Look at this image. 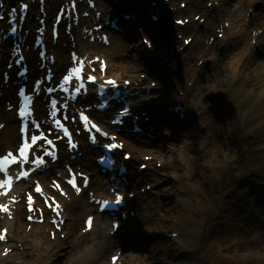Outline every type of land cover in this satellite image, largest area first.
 <instances>
[{
	"label": "rangeland",
	"instance_id": "1",
	"mask_svg": "<svg viewBox=\"0 0 264 264\" xmlns=\"http://www.w3.org/2000/svg\"><path fill=\"white\" fill-rule=\"evenodd\" d=\"M164 1L173 20L189 21L183 27H172L174 34L181 36L174 45L180 56L182 81L168 50L166 57L159 58L161 67L149 64L147 52L156 54L163 44L158 27L148 15L147 26L133 23L128 33L132 41L113 36L110 46H119L121 40L122 71L137 65L138 72H143L140 79L146 84L151 81L148 88L156 96H166V104L182 108L183 124L193 128L187 148L194 169L188 177L178 152L168 153L170 159L165 164L154 160L147 165L149 156L135 162V166H146L141 172L145 179H137L135 184L147 208L136 210V217L129 222L131 230L123 234L133 249H112L104 253L105 261L121 252L120 264H264V15L261 13L263 19L256 27L261 31L259 42L253 43L254 31L245 28L248 15L258 14L264 2L257 0L246 12L239 0ZM144 5L148 7L149 1ZM195 16L199 19L193 20ZM141 38L151 42L150 49H144ZM185 39L191 41L184 44ZM188 108L196 113L198 126L186 115ZM162 109L172 117L166 107ZM211 122L215 127L205 128L204 124ZM129 135L137 142L149 141L156 150H164L162 140L172 135L175 149L184 147V138L171 132L164 134V129L158 135L161 142L153 141L154 133ZM254 147H258V153L250 152ZM82 219L75 233L82 230ZM30 228L24 226L26 233ZM95 231L85 237L95 236ZM102 232L108 234L107 228ZM172 233L177 237L172 238ZM60 234L50 240L49 249L34 250L17 244L18 252L9 259L2 256L6 247L0 244V264H72V238Z\"/></svg>",
	"mask_w": 264,
	"mask_h": 264
},
{
	"label": "bare ground",
	"instance_id": "2",
	"mask_svg": "<svg viewBox=\"0 0 264 264\" xmlns=\"http://www.w3.org/2000/svg\"><path fill=\"white\" fill-rule=\"evenodd\" d=\"M17 1V0H16ZM25 2H28L29 8L31 11V15L36 16L38 15V9H37V2L36 1H29V0H22ZM64 1L61 2L57 0H45L44 4V12L46 13V17H50L52 9L55 6L61 5ZM145 1H153V0H124L123 2H118L116 5L112 6L111 8L115 9L113 10V14L115 15L117 11L124 12L125 8H121L120 5H126V11L127 9L132 12V20L131 21H124L123 22V28L124 32L129 33L132 31L130 29L135 26L133 23H145L143 26H147L146 16L147 15H153L154 13H157L156 6L155 7H146L144 5ZM238 1V0H237ZM257 0H239V4L242 8H246V12L248 9L252 8L254 3ZM264 2V0H261ZM3 7L6 8L8 5V1H4ZM96 11H102L104 13V17L107 14V12L110 11V7L108 11L104 8H102V4L100 0H97L96 2ZM123 7V6H122ZM123 9V10H122ZM260 12L254 13L251 12L248 15V18L246 19V27L247 31L250 28L251 31H255V36L253 37L254 40L257 42L260 41V36L258 34V31L256 27L258 26V23L263 18L260 16L261 13L264 15V6L260 8ZM118 12V13H120ZM177 12V11H176ZM103 17V19H104ZM101 18V17H100ZM35 23V21H26V27H30ZM86 23V21H83V24ZM153 23V22H151ZM49 24V22H48ZM158 23H153V25H157ZM152 25V26H153ZM154 27V26H153ZM243 35H245L246 31H241ZM74 38L71 42L68 37H62L60 44H56L54 46H48L47 49L49 53H51L54 56V64L52 66L53 73L55 75H58V73L61 71V69L64 67V65L67 64L68 61V51L72 49V44L75 46L74 50L79 53L80 55H100L104 57L107 61V73L109 77H113L115 79H129L131 81V86H134L135 83H137V80L139 78V74H143L142 71L138 72L139 67L137 65H132L130 67H126L122 71V52L123 47L120 46V44H124L121 42H118V45L112 44V46L108 47L107 49L105 47H102L101 45H98L97 43H89L87 40L82 39V35L77 34L75 29H73ZM28 36L25 38V42L27 41ZM252 39V38H251ZM245 42V38L243 39ZM255 41V42H256ZM161 44H163L161 42ZM9 49V41L4 42L1 44L2 50L0 51V69L3 66L2 62L4 60V50L5 48ZM162 48H159V52L156 54H150L147 52V58L150 60L149 64L153 67L157 68L154 65H157L158 67H161L163 63L159 62V58L162 56H167V49L163 45H161ZM242 52V50H241ZM25 55V62L29 66V73H32L34 71V62L36 61V52L33 58V55L31 52L24 53ZM160 56V57H159ZM158 61V63L156 62ZM158 69V68H157ZM151 81H149L147 84L145 81H141L138 83V89H141L142 92H144L146 89H148V86ZM0 94L2 95L0 97V118L1 122L5 123L4 128L0 131V154L11 147H14L18 143V136L16 134L17 127L13 123L14 115L12 112H6L4 107H1V103H4L5 101H13V94L11 93L12 87L9 83H7V87L2 84L0 79ZM157 97V98H156ZM167 97H161L156 96V92L151 93L149 95H141L138 102L142 103L141 111H147L149 114L150 120L152 121V124H149L150 127H152V130L154 132H159L160 130L164 129L165 133H174L178 134L176 136H181L184 138L183 140V146L182 148L176 147L175 149V140L174 137L167 138L160 141V137H157L156 135L153 136V141L161 142L163 143L164 150H156L153 149L149 141H141L137 142L135 139H133L132 135L125 134L123 132L116 133L115 128H111V133L114 135H117L118 139L123 142V150L129 151L131 154L130 159L128 160L127 164L128 167L133 170L137 169L135 166V162L141 160L144 156H149L150 160L147 163V165H150L152 161H157L159 163H166V160L170 159V156L168 153H174L178 152L180 155V160L183 162V165L185 167L184 172L189 177L192 174V170L194 169V159L193 157L188 153L189 142L188 139H190L193 135V128H189L185 126L183 123L184 121L177 120L173 117H175V113L171 112L169 113L172 117L167 116V114L164 112L162 107H169L168 104H166ZM39 104V100L35 101V108ZM196 107H200L199 104L196 105ZM189 109V108H188ZM168 111V110H167ZM173 118V119H172ZM96 120L100 123L106 122V113H102L98 116H96ZM215 125L211 122L209 124H204L205 128L206 126ZM192 130V132H191ZM213 131L214 129H210L209 131ZM180 133V134H179ZM149 134V133H148ZM147 137H149L147 135ZM190 141V140H189ZM177 144V143H176ZM180 144V143H179ZM258 147H254L253 149H250L251 153H258L257 151ZM80 150H84V153L81 154L80 157H77L76 160L73 162L76 164V166H80L81 170L86 171L88 173H91V179L88 186V191H91L94 193L95 197H98L100 195L102 196H109L107 193L106 188V180H102L101 175L97 173V169L94 166V164H91L92 161H90V158L94 153L98 154L97 150H88L87 144L82 143L80 145ZM79 150V151H80ZM176 150V151H175ZM171 161V160H170ZM165 162V163H164ZM161 164V165H163ZM171 170H174L171 169ZM170 170V171H171ZM48 173L38 175L34 178L43 179L46 176H48ZM129 181H133L130 185V188L132 190H135V181L137 179L144 180L145 177L141 174V172L137 173L135 171V176L129 175ZM152 176H150L151 178ZM175 178H179V176H174ZM154 179V176H153ZM184 182V181H183ZM136 186V185H135ZM23 187V184L20 186L15 187L14 192L18 193L19 189ZM86 194V192H84ZM135 199H129V201H126L128 209L131 211L139 209H146L147 203H145V200L139 197V195L136 194ZM63 208H64V214L63 216L66 219V224H63L62 230L60 233H63L67 238H72V251H74V260L72 264H109V262L105 261V254L106 252L117 248L125 250L126 252L128 250H132L134 245L132 243H128L126 241V236L118 235L116 238L110 237L108 234H103L102 231L107 228V233L110 231L109 221L108 218L105 215H97L95 214V220L93 221V228H96V231L94 232L95 236L86 238L85 235L81 234V231L79 233L76 232V225L78 224V221L80 217L82 216L83 219L87 215H91L92 212H95V208L92 204H89L88 198H85V200H82V198H74L72 197L69 202L62 201ZM21 212V206L17 205L16 209L14 210V216L13 220L9 221L7 219H1L0 220V228H7V238H8V248L12 249L11 253L7 255V258H12L15 253L18 252L16 246L17 244L22 243L25 247H29L30 249L39 250L40 248L49 249L52 245L51 236L48 234H45V230L53 231V236L57 235L58 232H55L54 229L46 223H43L42 226L38 225H32L30 230L26 233L24 230L25 222L23 221V218L20 214ZM83 219L81 221V225L83 229ZM130 220L132 218H129ZM143 220V218H142ZM149 222V221H148ZM132 227V226H131ZM130 227V228H131ZM120 228V226H119ZM129 228V230H131ZM91 230V231H92ZM201 235V234H200ZM199 235V236H200ZM104 254V255H103ZM114 255V254H113ZM112 256V255H111Z\"/></svg>",
	"mask_w": 264,
	"mask_h": 264
},
{
	"label": "snow or ice",
	"instance_id": "3",
	"mask_svg": "<svg viewBox=\"0 0 264 264\" xmlns=\"http://www.w3.org/2000/svg\"><path fill=\"white\" fill-rule=\"evenodd\" d=\"M27 7H28L27 4H23V5H22V9H21V18H23V11L26 10ZM12 12H16V9H12ZM0 18H2V17H0ZM15 30H16L15 28L12 29L13 32H14ZM74 71H75V70H74ZM69 79H70V77H65V83H67ZM88 79L91 80V81H95V77H93V76H89ZM106 83L115 86V83H116V82H115V81H112V80H109V81H106ZM125 83H127V81H126ZM81 87H83V85H81ZM50 91H51V90H50ZM77 91H79V89H77ZM20 95H21V96H24L23 91L20 92ZM30 102H31V98L25 96V105H24V108H23V109L21 110V112H20V115H21L22 117H27V116L30 114L29 111H28V105L30 104ZM56 103H57V102H56L55 100L52 101V107H53V109L56 108ZM51 115L55 116V115H56V112L53 111V112L51 113ZM81 119H83V120L85 121L86 124H87V123H90L89 120H88V117H87V116H83V115H82V116H81ZM56 123H57V126H58V127H61V126H62V125L60 124L59 121H57ZM91 127H92V128H95L97 132L100 131V129H99L95 124H91ZM64 132H65V135H68V131H67L66 128L64 129ZM104 135H107V133H105ZM93 139H95V138H93ZM113 139H115V138H113ZM36 143H37V137H36L35 135H32V136H31V144H29L28 141L25 140L23 146L20 148V153H21V155L24 156V153L26 152V150H27L28 148H30L31 145L36 144ZM47 143L51 145L53 142H52L51 140H48ZM72 147H75V145H72ZM117 147H119V145L114 144V143L105 145V148H107V149H115V148H117ZM46 154H47V155H54V153H46ZM9 157H12V153H11V152H9V153L7 154V156L4 157V161H7ZM13 159H15V158L13 157ZM23 162H24V163H27V156H24V160H23ZM35 162H36L37 164H43L44 161H43V159H38V160H36ZM5 170H6V169L4 168V162H3V161H0V171H5ZM23 175H24V176H27V173L25 172V173H23ZM11 179H12V178L9 177V178H8V182L0 181V187H5L6 185H9ZM68 183L71 184L74 188H76L75 177H74V176H73L72 179H70V180L68 181ZM56 187H59V185H56ZM36 190H37V191H40L39 187H37ZM76 190L79 191V188H77ZM0 195H7V192L0 193ZM29 200H30V202H31V196H29ZM53 202H55V201H53ZM116 203H120V198H119V197H117ZM49 207H51V205H49ZM58 208H59V205L57 204V205H56V208H54L53 210H54V211H57ZM0 210H3V211H5V212H8V211H9V209H8V207H7L6 205H0ZM30 210H31V208H30ZM57 215H59V212H58V211H57ZM29 219H31V217H29ZM88 223H89V225L91 224V220H90V219H89ZM5 231H6V230H5ZM4 239H5V235H4V234H0V240H4Z\"/></svg>",
	"mask_w": 264,
	"mask_h": 264
},
{
	"label": "water",
	"instance_id": "4",
	"mask_svg": "<svg viewBox=\"0 0 264 264\" xmlns=\"http://www.w3.org/2000/svg\"><path fill=\"white\" fill-rule=\"evenodd\" d=\"M158 4L160 5L161 3V0H157ZM169 22L171 23V19H169ZM167 41V37L166 36H163ZM171 39L173 40V35L171 37ZM168 42V41H167ZM168 45L170 47V49L172 51H174V47H173V43L172 42H168ZM175 61H176V66H177V73L178 75L180 76V69H181V66H180V61H179V56L177 54H175ZM189 116L191 117L192 121L194 122L195 125H197V122H196V117H195V113L194 112H189Z\"/></svg>",
	"mask_w": 264,
	"mask_h": 264
}]
</instances>
